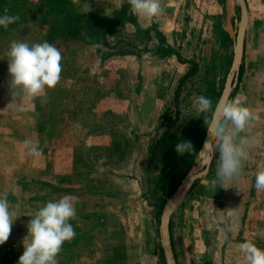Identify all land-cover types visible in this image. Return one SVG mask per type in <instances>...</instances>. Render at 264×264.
Returning a JSON list of instances; mask_svg holds the SVG:
<instances>
[{"label": "rangeland", "instance_id": "1", "mask_svg": "<svg viewBox=\"0 0 264 264\" xmlns=\"http://www.w3.org/2000/svg\"><path fill=\"white\" fill-rule=\"evenodd\" d=\"M119 1L0 0V16L20 17L7 29L0 27V194L17 191V213L27 214L15 221L16 230L22 231L47 202L84 192L75 208L90 233L88 264H166L162 211L188 177L204 169L200 150L205 120L212 113L197 114L192 98L204 95L216 108L233 61L241 12L237 0H160L161 13L145 19L130 11L127 0ZM247 2L245 58L232 95L245 106L249 102L242 92L264 91V0ZM85 14L95 21V30L87 27L83 34L67 38L62 31L70 29L66 23ZM12 41H47L60 50L61 79L46 96H12ZM200 118L202 133L191 141L195 151L178 155L171 164L169 173L176 177L169 183L178 187L162 202L157 181L163 164L154 160V148L170 126L187 133ZM74 123L91 132L83 159L65 158L66 150L59 148L52 165L54 178L59 176L56 185L28 178L33 157L23 142L38 141L44 154L56 137L72 141V135H65ZM258 135L264 145V130ZM23 149L27 174L23 170L18 180H11L7 166ZM259 152L255 156L248 150L240 180L213 189L217 161L193 186L171 221L178 264H246L238 247L244 242L264 250V242L252 239L255 229L248 225L249 205L258 197L264 203L260 191L248 188L250 181L255 187L257 173L264 171ZM233 184L243 185L244 191ZM81 204L84 209L78 211ZM230 209H235V217ZM259 235L264 233L259 231L256 239Z\"/></svg>", "mask_w": 264, "mask_h": 264}, {"label": "clouds", "instance_id": "2", "mask_svg": "<svg viewBox=\"0 0 264 264\" xmlns=\"http://www.w3.org/2000/svg\"><path fill=\"white\" fill-rule=\"evenodd\" d=\"M127 3L134 15L145 19H152L162 11L160 0H127ZM19 19L18 14L5 13L0 16V27L7 29ZM8 57L12 96L22 93L26 99L34 100L46 96L47 90L54 89L60 82L62 54L47 41L31 45L24 41H12ZM192 101L197 114L212 113L211 118L205 120L208 139L200 153L206 152L209 144H213L219 151L216 178L211 181L214 189L217 184L223 186L242 175L248 150L257 142L255 137L242 133H245L249 123L256 117L239 100L222 108L217 105L215 109L212 101L204 95L193 96ZM23 143L29 156H42L38 141L25 140ZM194 151L190 141L176 145V152L181 156ZM255 189L258 192L264 191V171L257 173ZM76 200L75 196L66 194L58 201L47 202L35 213L27 225L28 234L23 240L24 252L18 264H59L58 256L63 245L76 236L70 223L76 218ZM229 214L235 217V209H230ZM16 220L17 213L11 208L7 194H0V245L9 240ZM238 247L246 264H264V250L254 243L244 242Z\"/></svg>", "mask_w": 264, "mask_h": 264}, {"label": "crops", "instance_id": "3", "mask_svg": "<svg viewBox=\"0 0 264 264\" xmlns=\"http://www.w3.org/2000/svg\"><path fill=\"white\" fill-rule=\"evenodd\" d=\"M119 2L123 4L122 0ZM119 10H121V8ZM88 16L90 17V15ZM91 19L93 20V18ZM261 74L262 72L259 71L258 75L260 79L262 77ZM235 93H237V91ZM233 96L231 97L230 103L234 101ZM241 96L242 98L246 99L249 102L247 103L246 106L245 105L243 106L251 109L253 111L254 116L256 117L254 120H252L249 123L245 133H242V135L249 136V134L252 133L250 137H255L257 142L250 148V151L254 153L255 156H257L260 149L264 148V145L259 144V143H262V141L258 135V134H261L262 130H264V91L263 92L244 91L241 93ZM115 116L116 115L114 114V115H109L108 117L114 118ZM259 116L262 117L261 122H259V118H258ZM133 129L134 128L130 127L129 130H133ZM71 135H72V141H70V143L68 144L66 143L67 140H65V137H62V136L60 138L56 137L50 140L49 150L46 153L42 154L41 157L39 158L33 157V159L31 160V164L33 166L30 171L27 170L28 174L26 172V169L24 168V164H25L24 156L25 155L22 154V153H25L26 150L24 149L21 150L19 154L17 155L18 157H15L14 160L12 161L14 164L7 166V168L11 170L7 172L9 174V179L18 180L19 177L17 174H22V171L24 170L28 178H33L35 180L36 178H38L39 180H36V181L49 182V184H51L50 186H52V184L56 185V182H57L56 179L59 176H57L56 174V177L54 178V173H52V165L53 163L55 164L58 161V149L63 148L66 150L65 151L66 154H64L65 158H68L70 155L75 158L83 159L84 149L89 143V137L91 135V132L89 131V129H86L84 126L76 125L74 123L71 129L69 130V133L65 136H68L69 138ZM263 143H264V135H263ZM259 154L262 156V158H264L263 153L261 154L259 152ZM218 159H219V151L216 149L212 170L216 166ZM13 171H15L14 174L12 173ZM249 177L251 178V175ZM250 178L249 180H251ZM47 179H49V181H47ZM240 179L241 177L235 180L237 181ZM232 187H234V184L232 185ZM234 188L235 190L237 189V190L244 191L243 185L238 186V187L235 186ZM248 188L249 190H252V189L256 190L255 187H253L251 181L249 182ZM44 191L49 192V189L44 190ZM16 193L17 191L15 192L11 191V194H7V198L10 202L11 208L15 210L17 213L19 211V203L15 201ZM260 194L264 196V191H260ZM50 198H52V192H51ZM76 198L80 200V202H82L84 200V192H79ZM249 206H250V211L252 212V215L249 216V220H251L252 222L249 223L248 225L252 229H255L252 231L253 233L252 239L258 242H262V241L264 242V235H259L258 239H256L257 237L256 235L259 234V231L260 233L261 231L262 233H264V203L260 200V197H258L257 202H255L254 200L252 205H249ZM77 208H78V211L82 210L84 209V205L81 204L77 206ZM19 216H20V219H22V218L27 217V214L26 212L17 213V217ZM29 221H27V223L24 225V229L22 231H20L18 228L16 230V227H15L16 223L13 224L9 240L4 245H0V264H3V263L4 264H18L19 258L24 252V246H23L21 239L24 240V238L28 234L27 225ZM70 223L72 224L75 230L76 236L73 240H71L70 242H66L63 245V249L58 256V262L59 264H88V259L86 257V254L88 255L89 247L91 246L90 245L91 238H90L89 231L86 230V227L84 226L85 225L84 215L77 214L76 218L71 220ZM17 231H20L21 234H19ZM13 254H17V257H15Z\"/></svg>", "mask_w": 264, "mask_h": 264}, {"label": "water", "instance_id": "4", "mask_svg": "<svg viewBox=\"0 0 264 264\" xmlns=\"http://www.w3.org/2000/svg\"><path fill=\"white\" fill-rule=\"evenodd\" d=\"M237 3L241 12V21H240L236 40L234 42L233 61L226 77L224 89L217 103V105H219L221 108L224 105L230 103L231 97L237 87L238 79L242 71L244 57H245L246 37L250 22L249 6L247 0H237ZM207 139H208V132L206 131V135L201 149L204 147L205 141ZM202 155L203 156L207 155V160L204 162L203 165L204 169L198 173L189 176L186 181L187 184L185 183L186 186L184 185L181 194L178 197H176L177 196L176 194L174 197L168 199L162 211L161 221H160L161 239H162V247L164 251L166 264H178L176 252L172 241V233H171V221L173 214L181 205V203L188 197L193 186L201 178L206 176L211 171L215 158V148L213 144H209L206 152L200 153V157Z\"/></svg>", "mask_w": 264, "mask_h": 264}, {"label": "trees", "instance_id": "5", "mask_svg": "<svg viewBox=\"0 0 264 264\" xmlns=\"http://www.w3.org/2000/svg\"><path fill=\"white\" fill-rule=\"evenodd\" d=\"M86 24V25H84ZM65 26H68L70 29L63 30L66 33L67 38H75L83 32L86 31L87 27L89 29L95 30V23L91 19V17L85 15L80 18H72L70 19ZM202 121L201 118L196 121L195 125L192 129L188 130L187 133L181 132V129L177 130L173 126L167 128V130L163 133L161 138L159 139L157 145L153 151V158L157 163L163 164V173L159 176L157 181L160 193V200L165 202L168 198L175 194L176 188L178 184L170 185V180L176 177L175 174L169 173V169L171 164L174 162L176 157L179 155L176 152V145L182 141H192L197 136L202 133ZM174 128V129H173ZM205 129L203 130L204 134ZM202 142L200 143L201 146ZM216 152V149H215ZM213 167V165H212ZM184 177L182 175L181 179ZM174 245V244H173Z\"/></svg>", "mask_w": 264, "mask_h": 264}, {"label": "bare ground", "instance_id": "6", "mask_svg": "<svg viewBox=\"0 0 264 264\" xmlns=\"http://www.w3.org/2000/svg\"><path fill=\"white\" fill-rule=\"evenodd\" d=\"M200 159H201V163H202V165H204V162L207 160V155H202L201 157H200ZM186 184H187V182H186ZM186 186V185H185ZM182 192V191H181ZM181 192H179L178 194H177V196L176 197H178L180 194H181Z\"/></svg>", "mask_w": 264, "mask_h": 264}]
</instances>
